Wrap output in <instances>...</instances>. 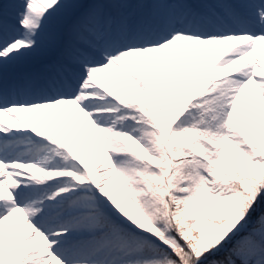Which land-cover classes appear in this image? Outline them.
Masks as SVG:
<instances>
[{"label": "snow or ice", "instance_id": "obj_1", "mask_svg": "<svg viewBox=\"0 0 264 264\" xmlns=\"http://www.w3.org/2000/svg\"><path fill=\"white\" fill-rule=\"evenodd\" d=\"M0 264H264V0H0Z\"/></svg>", "mask_w": 264, "mask_h": 264}]
</instances>
